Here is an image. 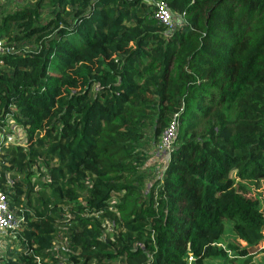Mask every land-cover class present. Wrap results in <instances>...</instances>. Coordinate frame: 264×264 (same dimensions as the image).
I'll return each mask as SVG.
<instances>
[{
  "label": "trees",
  "instance_id": "obj_1",
  "mask_svg": "<svg viewBox=\"0 0 264 264\" xmlns=\"http://www.w3.org/2000/svg\"><path fill=\"white\" fill-rule=\"evenodd\" d=\"M0 38V264H264V0H17Z\"/></svg>",
  "mask_w": 264,
  "mask_h": 264
},
{
  "label": "built area",
  "instance_id": "obj_2",
  "mask_svg": "<svg viewBox=\"0 0 264 264\" xmlns=\"http://www.w3.org/2000/svg\"><path fill=\"white\" fill-rule=\"evenodd\" d=\"M156 10L154 17L166 25L171 24V15L163 2L155 3ZM12 48L7 44V41L0 38V66L4 64V56L9 54ZM177 126V114H174L169 126L163 131L160 141L156 146L160 153L169 150L173 138L175 136ZM23 217L16 214L11 208L7 196L0 191V232H14L21 227Z\"/></svg>",
  "mask_w": 264,
  "mask_h": 264
},
{
  "label": "rangeland",
  "instance_id": "obj_3",
  "mask_svg": "<svg viewBox=\"0 0 264 264\" xmlns=\"http://www.w3.org/2000/svg\"><path fill=\"white\" fill-rule=\"evenodd\" d=\"M14 6H17V0H0V16L2 14H4L5 12L13 9ZM11 123H12V121H11ZM9 125H10V127L12 126V124H9ZM13 130L14 131H13L12 135L3 136L0 134V139L1 138L4 139L5 137H7L4 139L5 143H13V140H16L17 142L23 143L24 137H23L21 130L17 127H14ZM159 157H160V155H159ZM152 158H153L152 163L155 165L154 167L156 168V170H159L161 168V166L164 165V159H162V158L155 159L154 156H152ZM155 168H153L154 171H155ZM227 229H229V228L227 227ZM12 234H14V233L13 232L7 233L5 236L12 235ZM5 239H8V238L6 237ZM63 244H64L63 239L61 237H57V242H56L54 247L55 248L61 247ZM4 249H6V244L0 243V250H4ZM259 260H260V255H256L253 259L252 264H259V262H258ZM111 264H119V263L113 262ZM214 264H216V263H214Z\"/></svg>",
  "mask_w": 264,
  "mask_h": 264
},
{
  "label": "crops",
  "instance_id": "obj_4",
  "mask_svg": "<svg viewBox=\"0 0 264 264\" xmlns=\"http://www.w3.org/2000/svg\"><path fill=\"white\" fill-rule=\"evenodd\" d=\"M155 155H156V157H155ZM153 156H154L155 159H157V156L159 157V155H157L156 153H155ZM160 158H162V156H160ZM152 160H153V158L151 159V162H149V165H150L151 168H155V167H154L155 165L152 163ZM151 168H150V169H151ZM155 169H156V168H155Z\"/></svg>",
  "mask_w": 264,
  "mask_h": 264
}]
</instances>
